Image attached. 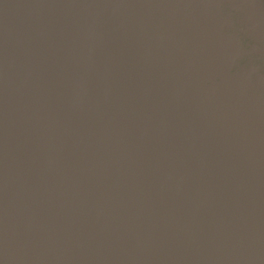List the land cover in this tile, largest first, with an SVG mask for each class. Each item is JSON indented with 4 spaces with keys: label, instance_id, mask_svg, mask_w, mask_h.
I'll return each instance as SVG.
<instances>
[{
    "label": "water",
    "instance_id": "95a60500",
    "mask_svg": "<svg viewBox=\"0 0 264 264\" xmlns=\"http://www.w3.org/2000/svg\"><path fill=\"white\" fill-rule=\"evenodd\" d=\"M0 264H264V0H0Z\"/></svg>",
    "mask_w": 264,
    "mask_h": 264
}]
</instances>
